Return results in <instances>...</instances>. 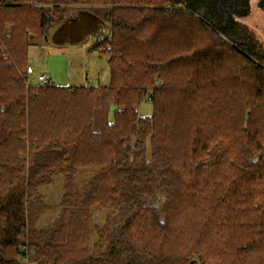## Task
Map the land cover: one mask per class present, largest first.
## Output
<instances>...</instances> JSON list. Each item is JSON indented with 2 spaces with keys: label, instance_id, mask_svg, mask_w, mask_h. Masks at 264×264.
Instances as JSON below:
<instances>
[{
  "label": "trees",
  "instance_id": "obj_1",
  "mask_svg": "<svg viewBox=\"0 0 264 264\" xmlns=\"http://www.w3.org/2000/svg\"><path fill=\"white\" fill-rule=\"evenodd\" d=\"M75 11L108 28L89 47L108 84L26 87L34 40ZM249 15L250 0H0V264H264V41ZM82 167L98 171L77 192ZM57 174L59 213L39 229L38 188Z\"/></svg>",
  "mask_w": 264,
  "mask_h": 264
},
{
  "label": "rangeland",
  "instance_id": "obj_2",
  "mask_svg": "<svg viewBox=\"0 0 264 264\" xmlns=\"http://www.w3.org/2000/svg\"><path fill=\"white\" fill-rule=\"evenodd\" d=\"M74 13L79 14L80 19L66 22L63 25L56 24L50 28L47 40L45 38L34 40L35 44L29 48L28 52V65L34 69V74L28 77L30 83L36 82L37 75L45 74L49 80L59 86L88 85L101 88L108 84L107 58L100 56L97 52L89 51V47L97 38L98 27L104 28L105 26L90 21L86 15L81 17V13L78 11ZM241 21L253 28L264 41V12L258 10L256 0H250V15ZM106 28H104L105 32L108 29ZM137 111L140 115H149L151 112L150 103L147 100L143 101ZM212 151L215 157L208 162L216 159L220 152V146L215 147ZM97 171L98 168L95 167L79 168L74 178L75 190L82 192ZM63 181V175L57 174L51 184L38 188L37 193L44 197L49 207L39 217L36 223L37 228H46L58 215V204L64 193ZM113 212L114 209L109 206L92 210L91 227L103 225L106 216ZM95 245L104 249L106 241H99L96 235H92L89 240V252ZM5 253L7 256L17 257L12 248H6ZM22 263L32 264L28 263V259H24Z\"/></svg>",
  "mask_w": 264,
  "mask_h": 264
},
{
  "label": "built area",
  "instance_id": "obj_3",
  "mask_svg": "<svg viewBox=\"0 0 264 264\" xmlns=\"http://www.w3.org/2000/svg\"><path fill=\"white\" fill-rule=\"evenodd\" d=\"M34 74V69L31 65H27L26 66V72H25V76H26V80H25V86L29 87V86H37V87H44L46 85H51L54 84L52 82V80H49V77L45 74H39L36 76V82L35 83H30L28 77L30 75Z\"/></svg>",
  "mask_w": 264,
  "mask_h": 264
},
{
  "label": "water",
  "instance_id": "obj_4",
  "mask_svg": "<svg viewBox=\"0 0 264 264\" xmlns=\"http://www.w3.org/2000/svg\"><path fill=\"white\" fill-rule=\"evenodd\" d=\"M193 264H199V263H193Z\"/></svg>",
  "mask_w": 264,
  "mask_h": 264
}]
</instances>
